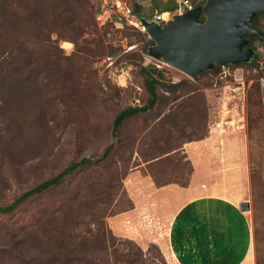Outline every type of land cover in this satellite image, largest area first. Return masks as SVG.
I'll return each instance as SVG.
<instances>
[{
	"label": "rangeland",
	"instance_id": "1",
	"mask_svg": "<svg viewBox=\"0 0 264 264\" xmlns=\"http://www.w3.org/2000/svg\"><path fill=\"white\" fill-rule=\"evenodd\" d=\"M117 2L152 20V0H53L54 17L39 24L46 33L42 49L23 61L19 82L10 79L17 90L0 105V206L72 161L86 157L88 163L53 189L0 213V264H42L45 252L55 256L74 250L68 243L97 231L93 205L102 209L107 244L114 240L121 250L130 241L148 250L145 264H174L157 237L166 222L156 223L154 237L142 238L143 243L130 226L121 227L116 211L128 210L146 184L186 185L194 168L191 154L202 150L212 171L243 174L239 189L249 204L246 211L264 264V114L259 102L264 40L249 38L255 64L214 65L190 78L146 55L151 43L142 27H135V17L111 14L104 23L96 17ZM255 24L264 36V13L256 15ZM141 67L155 69L154 104L126 117L113 136L117 112L146 102ZM106 146L109 152L101 158ZM228 153L232 161L226 165ZM229 178L235 177L231 173ZM145 226H140L142 236ZM109 247L106 253L95 252L98 264L112 263ZM48 259L53 262L44 264H54L53 257Z\"/></svg>",
	"mask_w": 264,
	"mask_h": 264
},
{
	"label": "crops",
	"instance_id": "2",
	"mask_svg": "<svg viewBox=\"0 0 264 264\" xmlns=\"http://www.w3.org/2000/svg\"><path fill=\"white\" fill-rule=\"evenodd\" d=\"M191 157L194 168L187 184L151 183L139 188L132 207L118 213L121 227L130 226L144 243L142 238L154 237L156 223L166 222L157 237L174 264H254L252 220L248 211L239 208L246 200L239 189L243 174L230 169L212 171L204 150L192 152ZM229 161L232 153L224 163ZM231 173L234 179L229 178Z\"/></svg>",
	"mask_w": 264,
	"mask_h": 264
},
{
	"label": "trees",
	"instance_id": "3",
	"mask_svg": "<svg viewBox=\"0 0 264 264\" xmlns=\"http://www.w3.org/2000/svg\"><path fill=\"white\" fill-rule=\"evenodd\" d=\"M52 1L53 0H0V105L6 103V97L10 94L9 92L17 90V84L13 86L12 82L14 79L17 82L20 81V77L23 75V61L31 59L33 57L31 55L32 52L35 54L36 50L39 51L42 49L45 42L44 34L46 36V33L43 29H40L39 24L44 26L46 23L45 20H50L54 17V15H51L54 14L51 13ZM191 1L194 5L203 2V0ZM152 3L153 13L154 11H172L175 8L174 0H152ZM132 12L136 18L135 27H140V18L144 17L135 9H132ZM263 13L264 11L257 14ZM256 15L252 18L249 25L261 32V30L257 28L255 24ZM149 43H151L150 40L147 41V44ZM254 61L255 60L253 58L252 61L248 63L255 64ZM141 70L144 74V84L148 93L146 102L142 105L127 106L117 112L111 121V132L113 136L117 127L126 117L133 114L146 112L154 104L155 93L153 92L152 84L156 82V79L152 76L151 72H154L155 69L147 70L146 68L141 67ZM10 79L13 80L10 81ZM108 152L109 147H104L100 157H105ZM86 163H88V158L86 157H81L77 161L70 162L54 175L20 193L7 205L0 206V213L9 212L15 206L22 203L25 199L34 194H40L44 191L53 189L59 185V183H61L64 177L70 175ZM96 183L100 184L98 182ZM164 184L167 183H161L157 186ZM131 205L132 204H130L129 208H131ZM92 207H90L92 209L90 214L96 216V218H99L98 222L97 220L94 222L97 224V231L90 237L83 235L77 240L68 243L74 249L72 251L63 254L59 253L55 256H50L45 252L42 255V264L48 263L50 261L48 258L50 257H53L52 260H54V264H80L81 262L82 264H98V260L95 259V252L106 253V251H108V246L111 248L108 254H110L111 258L113 259L111 264H145L142 259L148 250L143 251L138 246L131 244L130 241H127L129 242L127 245L123 244L125 246H123L121 250L115 246L113 242L114 240L109 241L108 244L105 242V233H109V231L102 226V217H100L99 211L102 209L98 210V205H93ZM123 211H126V209L116 211V213ZM79 215H75V219L79 218ZM252 226L254 238V264H262V260L258 255L260 241L257 239L258 234L253 221ZM111 238L115 239L113 236H111ZM124 241L125 240H122L120 243L122 244ZM129 244L132 246H129ZM60 245L67 246V243L62 241ZM85 247L87 248L86 250Z\"/></svg>",
	"mask_w": 264,
	"mask_h": 264
},
{
	"label": "water",
	"instance_id": "4",
	"mask_svg": "<svg viewBox=\"0 0 264 264\" xmlns=\"http://www.w3.org/2000/svg\"><path fill=\"white\" fill-rule=\"evenodd\" d=\"M262 11L264 0H203L161 22L140 18L151 41L145 53L190 78L214 65L251 62L249 38L264 36L249 24ZM239 208L248 210V202L241 201Z\"/></svg>",
	"mask_w": 264,
	"mask_h": 264
},
{
	"label": "built area",
	"instance_id": "5",
	"mask_svg": "<svg viewBox=\"0 0 264 264\" xmlns=\"http://www.w3.org/2000/svg\"><path fill=\"white\" fill-rule=\"evenodd\" d=\"M174 3H175V8L172 11H164V12L154 11L152 20L161 22L167 19L168 17H170L172 13H182L185 10L195 6L191 0H174ZM111 14H117V16L120 18L122 17L123 19H130V20H133V18L135 17L132 12V9L128 5H126L125 3H118V2L115 5V7H112L110 9L103 8L97 14L96 17L100 19L102 23H104L105 21L110 20ZM259 87H260L259 100H260L262 113L264 114V75L259 78Z\"/></svg>",
	"mask_w": 264,
	"mask_h": 264
}]
</instances>
